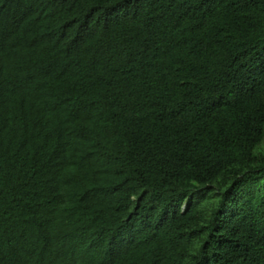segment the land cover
<instances>
[{
	"label": "trees",
	"instance_id": "1",
	"mask_svg": "<svg viewBox=\"0 0 264 264\" xmlns=\"http://www.w3.org/2000/svg\"><path fill=\"white\" fill-rule=\"evenodd\" d=\"M264 0H0V264H264Z\"/></svg>",
	"mask_w": 264,
	"mask_h": 264
},
{
	"label": "rangeland",
	"instance_id": "2",
	"mask_svg": "<svg viewBox=\"0 0 264 264\" xmlns=\"http://www.w3.org/2000/svg\"><path fill=\"white\" fill-rule=\"evenodd\" d=\"M261 150L264 151V141L260 146H258V148L256 149V152H260Z\"/></svg>",
	"mask_w": 264,
	"mask_h": 264
}]
</instances>
